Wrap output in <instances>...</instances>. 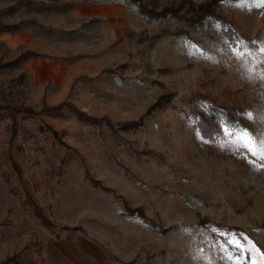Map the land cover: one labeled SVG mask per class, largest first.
<instances>
[{
	"label": "rangeland",
	"instance_id": "374dc122",
	"mask_svg": "<svg viewBox=\"0 0 264 264\" xmlns=\"http://www.w3.org/2000/svg\"><path fill=\"white\" fill-rule=\"evenodd\" d=\"M209 1L139 0L155 17L131 0H0V22L19 23L0 61L35 53L0 70V102L65 103L18 117L20 176L0 122V260L264 264V0L215 9L236 45L194 19ZM210 103L227 113L211 136Z\"/></svg>",
	"mask_w": 264,
	"mask_h": 264
},
{
	"label": "trees",
	"instance_id": "16d2710c",
	"mask_svg": "<svg viewBox=\"0 0 264 264\" xmlns=\"http://www.w3.org/2000/svg\"><path fill=\"white\" fill-rule=\"evenodd\" d=\"M46 3L47 9H53L56 11H64L67 9H72L76 7L78 0H40ZM95 1H105V0H95ZM134 5H136L139 9V12L143 16H160L164 15L165 13L157 12L152 8H149L146 5H143L139 2V0H131ZM223 3V0H211L206 3H202L198 6L197 9L193 10L194 19L198 22H204L212 25L215 24L218 26L221 34L228 40V42L236 45L237 42L244 44V39L237 34L235 29L232 27L230 22L223 17L221 14L216 13L215 9ZM164 11H170L166 9ZM19 26V23L16 24H6L0 22V31H15ZM35 55L34 52L31 50H25L24 52L20 53L16 58L11 61H0V70L16 65L28 57ZM65 103L58 104L56 106H44L40 112L35 111L33 107L25 106L23 104H15V103H2L0 102V122L9 121V138L7 139V147L4 150V156L11 162L12 168L14 171L20 176L21 169L19 168L17 162L14 161L11 148L14 139L18 135L19 132V118L21 116L25 117L30 114H38L43 111L45 112H54L58 111L62 108ZM208 112L207 114L203 113L200 116V121L198 120L199 125L202 127L204 133L212 135L211 133L215 130L214 125L211 123L213 120L220 115L227 114L225 110L220 108H216L212 105V103L208 104ZM19 117V118H18ZM53 133H55L53 131ZM129 212L138 213L140 217H144L140 209L138 208H127ZM38 212V211H37ZM0 264H32V262L24 261L22 256L19 253H14L11 256H7L6 258L0 260Z\"/></svg>",
	"mask_w": 264,
	"mask_h": 264
},
{
	"label": "snow or ice",
	"instance_id": "6c2138e0",
	"mask_svg": "<svg viewBox=\"0 0 264 264\" xmlns=\"http://www.w3.org/2000/svg\"><path fill=\"white\" fill-rule=\"evenodd\" d=\"M244 139H247V137H245ZM244 146L248 147L249 151H252L253 155H257V152L255 151L254 147L250 146V143H245ZM259 155H261V157L264 158V145H262Z\"/></svg>",
	"mask_w": 264,
	"mask_h": 264
}]
</instances>
